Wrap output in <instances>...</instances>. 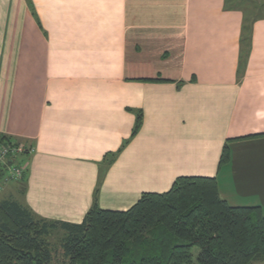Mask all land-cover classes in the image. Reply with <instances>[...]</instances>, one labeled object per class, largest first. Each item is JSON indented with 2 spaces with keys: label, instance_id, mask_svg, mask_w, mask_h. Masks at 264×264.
Instances as JSON below:
<instances>
[{
  "label": "crops",
  "instance_id": "crops-1",
  "mask_svg": "<svg viewBox=\"0 0 264 264\" xmlns=\"http://www.w3.org/2000/svg\"><path fill=\"white\" fill-rule=\"evenodd\" d=\"M0 135L33 148L0 187L39 219L181 176L264 213V0H0Z\"/></svg>",
  "mask_w": 264,
  "mask_h": 264
},
{
  "label": "trees",
  "instance_id": "trees-1",
  "mask_svg": "<svg viewBox=\"0 0 264 264\" xmlns=\"http://www.w3.org/2000/svg\"><path fill=\"white\" fill-rule=\"evenodd\" d=\"M1 142L21 143L8 135ZM30 154L15 161L26 164ZM229 160L226 145L220 164ZM5 172L0 168V184ZM25 175L26 168L17 182ZM57 250L65 264H253L264 261V213L260 206H231L217 178L205 176H181L127 210L95 202L82 223L39 219L14 197L0 201V264H60Z\"/></svg>",
  "mask_w": 264,
  "mask_h": 264
},
{
  "label": "built area",
  "instance_id": "built-area-1",
  "mask_svg": "<svg viewBox=\"0 0 264 264\" xmlns=\"http://www.w3.org/2000/svg\"><path fill=\"white\" fill-rule=\"evenodd\" d=\"M27 150L31 153L33 148L25 144L0 143V168H5L3 183L17 182L21 180L26 168V164H18L15 158L25 153ZM11 161V163H9ZM1 189V187H0Z\"/></svg>",
  "mask_w": 264,
  "mask_h": 264
},
{
  "label": "rangeland",
  "instance_id": "rangeland-1",
  "mask_svg": "<svg viewBox=\"0 0 264 264\" xmlns=\"http://www.w3.org/2000/svg\"><path fill=\"white\" fill-rule=\"evenodd\" d=\"M1 185H2V189H3V187L6 185V183H2ZM3 190H0V201L2 199L8 198V195L6 194L5 191L3 192ZM51 240H53V242L56 244V247L58 249L59 248V245H58L59 237H58V235L53 234ZM54 262L60 263V264L66 263V260L63 257V252L61 250H57V252L55 253ZM253 264H264V261H255Z\"/></svg>",
  "mask_w": 264,
  "mask_h": 264
},
{
  "label": "water",
  "instance_id": "water-1",
  "mask_svg": "<svg viewBox=\"0 0 264 264\" xmlns=\"http://www.w3.org/2000/svg\"><path fill=\"white\" fill-rule=\"evenodd\" d=\"M9 163H11V161H9Z\"/></svg>",
  "mask_w": 264,
  "mask_h": 264
}]
</instances>
